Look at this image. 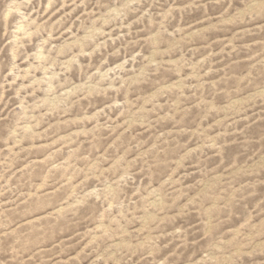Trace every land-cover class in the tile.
Segmentation results:
<instances>
[{
    "label": "rangeland",
    "instance_id": "rangeland-1",
    "mask_svg": "<svg viewBox=\"0 0 264 264\" xmlns=\"http://www.w3.org/2000/svg\"><path fill=\"white\" fill-rule=\"evenodd\" d=\"M0 264H264V0H0Z\"/></svg>",
    "mask_w": 264,
    "mask_h": 264
}]
</instances>
